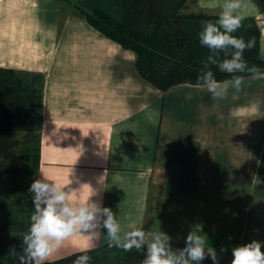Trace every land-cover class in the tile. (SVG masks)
Returning a JSON list of instances; mask_svg holds the SVG:
<instances>
[{"label": "crops", "instance_id": "0c3cea01", "mask_svg": "<svg viewBox=\"0 0 264 264\" xmlns=\"http://www.w3.org/2000/svg\"><path fill=\"white\" fill-rule=\"evenodd\" d=\"M198 2L219 14L223 0ZM245 2L240 13L264 29V0ZM76 6L122 18V0H0V66L44 76L39 176L90 185L125 228L161 230L174 250L202 227L219 264H232L238 245L264 242V78L246 76L240 92L218 100L192 84L163 92L140 75L132 50ZM153 194L158 208L145 228ZM104 244V229L91 241L71 237L48 261Z\"/></svg>", "mask_w": 264, "mask_h": 264}, {"label": "trees", "instance_id": "16d2710c", "mask_svg": "<svg viewBox=\"0 0 264 264\" xmlns=\"http://www.w3.org/2000/svg\"><path fill=\"white\" fill-rule=\"evenodd\" d=\"M198 1L122 0V18L119 20L102 10L76 7L96 29L125 49L132 50L140 75L166 92L180 84L197 85L200 69L210 55L209 49L200 45L199 32L203 21H215L219 14L189 10V3ZM246 17L233 35L243 37L245 41L255 38V47L245 50L244 58L249 67L256 65L264 72L261 29L255 17ZM210 67L217 80L231 78L221 73L217 66ZM242 75L252 74L245 71ZM43 89L41 72L0 66V264H19L22 238L34 211L33 194L28 189L39 178ZM258 178L264 181V163ZM155 194L147 206L145 228L158 208ZM13 248L16 255L12 254ZM81 254L85 252H75L47 264H73ZM86 254L92 257L91 264H142L145 257L144 250L124 252L108 247V243L88 249Z\"/></svg>", "mask_w": 264, "mask_h": 264}, {"label": "clouds", "instance_id": "9594fccd", "mask_svg": "<svg viewBox=\"0 0 264 264\" xmlns=\"http://www.w3.org/2000/svg\"><path fill=\"white\" fill-rule=\"evenodd\" d=\"M242 7H247L245 0H223L218 19L202 22L199 42L209 49L210 55L200 69L197 87L210 93L213 100L225 98L229 89L240 92L245 84V76L242 75L245 71L251 73L254 80L264 78L260 67H249L244 58L245 50L255 47V38L245 41L243 37L233 35L247 18L239 11ZM261 39L264 40V29L261 30ZM212 65L231 78L217 80L210 67ZM86 186L91 189L92 195L85 200L78 199L74 194ZM28 191L33 194L34 211L22 238L23 251L19 254V264H47L69 238L82 235L91 241L99 236L101 229L106 230L110 248H119L124 252L144 250L142 264H201L206 256L211 257L213 264H219L217 252L209 246L202 227L189 232L185 247L174 250L171 237L161 230L145 231L142 226L136 225L125 228L110 207H103L101 201L92 199L97 190L90 185L82 184L80 188L73 189L41 173ZM262 248L264 242L259 240L234 247L232 264H264ZM84 252L77 256L73 264H91L92 257L86 254L87 249ZM12 254L16 255L14 248Z\"/></svg>", "mask_w": 264, "mask_h": 264}, {"label": "rangeland", "instance_id": "374dc122", "mask_svg": "<svg viewBox=\"0 0 264 264\" xmlns=\"http://www.w3.org/2000/svg\"><path fill=\"white\" fill-rule=\"evenodd\" d=\"M199 3V2H198ZM189 3V5H188V7H189V9L190 10H204L206 7L203 5V3L201 2V3ZM211 5V3L208 5V6H210ZM207 6V7H208ZM211 7V6H210ZM204 8V9H203ZM207 9V8H206ZM18 70H23V69H18ZM25 71H28V70H25ZM30 72H35V71H30Z\"/></svg>", "mask_w": 264, "mask_h": 264}]
</instances>
